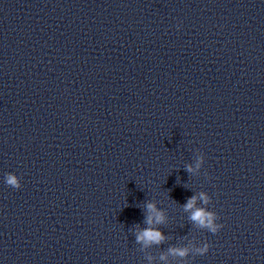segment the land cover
<instances>
[{"label":"clouds","instance_id":"obj_1","mask_svg":"<svg viewBox=\"0 0 264 264\" xmlns=\"http://www.w3.org/2000/svg\"><path fill=\"white\" fill-rule=\"evenodd\" d=\"M177 27H179V25ZM196 167L197 168L200 167V161L197 162ZM187 170L189 172L193 171L191 166H188ZM5 182L8 186H11L14 189H20L22 187L21 178L18 177L14 173H6ZM200 198L204 201L206 205L210 201V197L206 195L204 192L200 193ZM196 200H197V197L192 196L191 198L188 199L187 203L183 206L185 211L191 210L190 219L199 227L206 228L210 233L212 234L218 233L224 227L223 224L216 222L220 219L219 215L215 211H210V210H207L206 208L195 207ZM147 207L149 210L155 212V207L153 204H148ZM163 219H164L163 214L157 212L156 222L161 223L163 222ZM147 222L151 224L152 218L149 217ZM163 239L164 237L159 231H156L150 228L139 232L137 235V241H143L145 242V244L160 243ZM210 247H211V244L207 242L203 245V247L196 249V251L200 255H205L208 253ZM169 251L173 255H178L180 257H184L188 254V249L186 248H183V249L172 248V249H169Z\"/></svg>","mask_w":264,"mask_h":264}]
</instances>
